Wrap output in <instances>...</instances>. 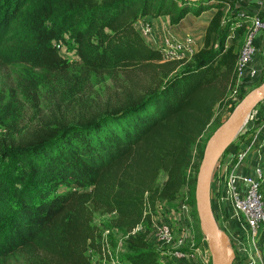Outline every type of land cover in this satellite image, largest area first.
Here are the masks:
<instances>
[{"label":"trees","instance_id":"obj_1","mask_svg":"<svg viewBox=\"0 0 264 264\" xmlns=\"http://www.w3.org/2000/svg\"><path fill=\"white\" fill-rule=\"evenodd\" d=\"M26 2L0 0V30L16 5ZM225 6L226 0L43 1L42 15L30 17L26 33L36 66L64 67L57 47L63 41L87 67L163 69L157 82L123 107L88 122L52 126L5 151L14 167L6 171L0 163V262L22 254L25 264H96L90 251L101 249L104 229L93 223L100 212L113 214L112 227L127 236L126 263L167 264L147 240L156 205H176L188 187L197 218L196 178L189 173L193 150L209 127L212 135L224 122L219 107L234 85L239 52L226 48L231 23L225 24ZM212 8L217 11L203 46L185 64L162 61L136 28L147 15H169L178 24L188 13L200 16ZM140 223L145 230L131 233ZM196 229L199 247L204 235L199 223ZM259 246L264 259V226Z\"/></svg>","mask_w":264,"mask_h":264},{"label":"rangeland","instance_id":"obj_2","mask_svg":"<svg viewBox=\"0 0 264 264\" xmlns=\"http://www.w3.org/2000/svg\"><path fill=\"white\" fill-rule=\"evenodd\" d=\"M43 1L27 0L19 8L16 5V9L8 19L9 26L4 23L3 29L0 30V163L3 164L6 171L14 167L10 159L5 157L6 150L25 146L28 142L42 137L52 126L88 122L101 113H109L114 109L123 107L129 100L143 95L152 85V81L156 78L155 81L157 82L158 77L162 74L161 69L163 68L161 66L159 70L149 67L129 71H107L87 67L82 64L76 51L63 41H59L57 44H61L58 49L61 56L65 58L66 64L64 67L47 69L36 66L32 63L30 54H28L29 46L26 41V33L30 17L34 14L42 15ZM203 19L200 18L201 24H203ZM148 24L153 25L157 30L160 28L171 29L164 22L156 23L157 25ZM10 27H12L11 31ZM143 37L146 40V37ZM196 39H198L197 35ZM228 39L226 48L229 47ZM243 43L244 41L241 39L236 45H232L234 51L239 52ZM196 46H198L197 41ZM198 47H196V52L199 51ZM157 65L159 64L157 63ZM181 67L182 65H176L177 69ZM237 80L238 76L235 71L234 85ZM262 82H264V77L246 83L245 90L242 89L245 84L243 82V86L238 85L240 90L237 87L239 91L236 97L241 100L246 92L248 93ZM234 96L233 87H230L225 104L219 107V111L223 113L222 119L224 121L232 112L231 109H234L238 104L235 105ZM261 106L264 107L263 102ZM211 132L212 126L205 131L201 141L193 150L189 173L196 178V181L205 151V148L202 151L201 144L211 135ZM164 178V174L160 175V182ZM186 197L190 198L188 187L184 188L178 205ZM192 216L194 218L181 215V219L177 220L178 223L174 224L173 228L174 233L178 235L181 231L178 224L184 225L186 230L187 224L193 221L195 237H197L195 243H197L198 214L196 218L192 211ZM112 219L113 214L96 212L93 223L100 228L111 229L113 226ZM154 237L157 241L156 234H154ZM124 239L125 235L120 231L117 235H110L111 248L120 259H122L124 253L122 251ZM162 247L164 248L161 250L162 257L166 261L169 247H164L163 244ZM199 247L204 250L202 253L205 254V257L199 260L200 256L197 255L198 263L213 264L212 251L205 235L200 238ZM91 255L96 264H111L110 261L105 262L104 256L102 257L98 251L93 250ZM106 260H110V258ZM0 264H25V260L22 254H18L9 261L8 259H2Z\"/></svg>","mask_w":264,"mask_h":264},{"label":"crops","instance_id":"obj_3","mask_svg":"<svg viewBox=\"0 0 264 264\" xmlns=\"http://www.w3.org/2000/svg\"><path fill=\"white\" fill-rule=\"evenodd\" d=\"M224 10V21L232 24L231 34L228 39L229 46H232L236 45L241 39L245 42L247 36L253 32L252 19L254 16H263L264 19V0H235L228 3L224 7ZM216 11L217 8H212L204 11L200 16L188 13L178 24H174L169 15H147L141 19V22L146 21L155 25H157L156 23L164 22L173 32L180 36L191 34L196 38L197 35L198 39H196V41L199 50L203 46L207 26ZM200 18H204L202 20L203 24H201ZM253 36L257 51L252 59L251 66L258 71V79H261L264 77V28L254 31ZM235 85H238V81ZM245 85L246 84H244V86L242 85V89L244 90L246 89ZM262 102L264 103V100ZM262 102L257 106L254 119L249 120L248 129L241 131L244 135L237 139L239 133L233 143L220 157L211 180V209L218 226L227 234L229 243L234 250L235 259L233 264H256V262L248 248L249 241L247 239L245 223L241 222L233 215L232 202L223 175L228 168L233 169L235 174H237L235 187L244 195L246 185L243 178L247 176L256 177L257 169L259 167L264 168V107L262 108L261 106ZM251 141H253V143L250 145ZM247 145H250L247 155L237 162V157H239L240 153L244 151ZM175 204L176 205H170L158 202L156 205L157 212L153 216L159 221H163L167 218H175L171 209L177 208L179 206V201ZM149 235L147 239L148 243L152 247L163 250L162 244L165 247L163 241L158 238L156 241L154 234L151 232ZM195 248L190 249L193 255L179 256L174 253L173 247H169L166 263L199 264L196 256L199 255L200 257L198 259L200 260L205 257V254L202 253L204 250L200 247L197 251H194Z\"/></svg>","mask_w":264,"mask_h":264},{"label":"built area","instance_id":"obj_4","mask_svg":"<svg viewBox=\"0 0 264 264\" xmlns=\"http://www.w3.org/2000/svg\"><path fill=\"white\" fill-rule=\"evenodd\" d=\"M235 0H226V5ZM253 32L257 30H262L264 28L263 16H254L252 19ZM137 28L141 31L143 36L150 47L158 50L161 53L162 61H177L181 64H185L190 61L196 53V40L191 34L185 36H179L174 33L171 29H155L153 25L141 22L139 20L136 23ZM232 30V24H231ZM253 32L250 33L242 48L239 51V57L237 59L235 70L238 76V85L254 82L258 80V71L251 66L252 59L256 54V44L254 41ZM58 48L61 44H57ZM233 86L235 93L234 100L235 105L239 103L240 99L236 97L239 86ZM239 88V90L237 89ZM257 109V108H256ZM256 110L250 115V119H254V114ZM249 122V121H248ZM248 129V123L243 127L242 130ZM253 141L250 142V145ZM250 145H247L239 157H237V162H239L244 156L247 155ZM226 186L228 188V193L231 198L233 215L235 218L239 219L241 222L245 223L247 239L249 241V251L254 256V261L256 264H264L263 253L259 246V237L264 226V168L259 167L257 169L256 177H245L243 181L246 185L245 194H241L235 187V182L237 180V174H235L233 169H227L223 175ZM175 218H167L163 221H159L152 216V234H156L158 239L162 240L165 246L173 247L174 253L176 255H193L190 249L196 247V237L193 221L187 224V229H184V225L178 224L181 231L178 235L174 233V224L178 223L177 220L181 219V215L184 217L192 216V206L188 202V197L184 198L181 204L176 209H171ZM150 212L146 209L145 214ZM194 218V217H193ZM145 230V225L140 223L135 227L131 233L142 232ZM119 233L118 228L113 227L111 229L105 228L102 232V238L100 241L101 249L98 251L100 255L105 259L104 261H110L111 264H126L123 259H120L117 254H115L111 248L110 235H117ZM127 236H125V239ZM124 239V240H125ZM122 251L125 252L124 243ZM189 248V249H187ZM195 248L194 251H197ZM93 250L90 251L92 253ZM110 258V260H106Z\"/></svg>","mask_w":264,"mask_h":264},{"label":"water","instance_id":"obj_5","mask_svg":"<svg viewBox=\"0 0 264 264\" xmlns=\"http://www.w3.org/2000/svg\"><path fill=\"white\" fill-rule=\"evenodd\" d=\"M263 100L264 82L239 101L228 118L210 136L205 147L196 181L195 200L200 227L212 251L213 264H233L235 259L227 234L218 226L211 209L210 187L214 169L224 151L233 143Z\"/></svg>","mask_w":264,"mask_h":264}]
</instances>
